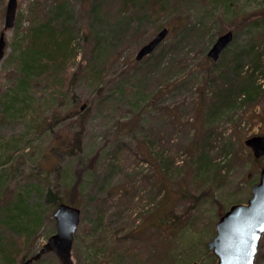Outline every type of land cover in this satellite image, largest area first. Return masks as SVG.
Wrapping results in <instances>:
<instances>
[{
  "label": "rangeland",
  "instance_id": "1",
  "mask_svg": "<svg viewBox=\"0 0 264 264\" xmlns=\"http://www.w3.org/2000/svg\"><path fill=\"white\" fill-rule=\"evenodd\" d=\"M7 1L0 0V33ZM104 1V17L117 18L120 0ZM184 1L180 14L188 29L168 34L153 56L138 60L139 48L178 13H163L159 28L155 20L139 28L132 23L121 43L96 61L99 74H94L88 65L94 60L89 1L70 0L78 27L85 30L73 65L80 69L74 83L80 100L76 115L58 119L53 134L29 124H48L53 113L65 115L72 109V97L60 94L58 86L45 89L39 83L33 89L34 106L15 115L4 109L15 97L17 69L16 27L6 31L0 64V163L6 162L10 171L0 179V204L22 191L31 199L50 187L66 193L76 172L83 171V183L74 191L82 210L72 248L74 264H214L217 257L208 242L217 221L231 204L247 201L259 180L264 156L255 157L245 139L264 135V78L260 92L246 104L217 114L209 111L219 102L220 75L233 59L229 53L255 45L264 57V0H232L229 10L222 1ZM40 4L47 6L46 1ZM29 9L26 0H19L24 20ZM201 19L210 21L204 31ZM227 30H233L234 39L223 57L214 61L208 56L209 62L210 47ZM81 111L87 115L83 151L52 152L58 135L77 129ZM52 209L47 204L41 226L14 264H21L25 253L34 255L56 232ZM0 235L3 242L9 238L2 225ZM258 251L255 264H264V235ZM31 264L62 262L50 251Z\"/></svg>",
  "mask_w": 264,
  "mask_h": 264
},
{
  "label": "trees",
  "instance_id": "2",
  "mask_svg": "<svg viewBox=\"0 0 264 264\" xmlns=\"http://www.w3.org/2000/svg\"><path fill=\"white\" fill-rule=\"evenodd\" d=\"M26 1L30 5L27 20H24V13L20 12L14 26L16 27V33L13 37V54H15L17 69L13 74L16 81L15 93L11 96L15 97L11 98L9 102L7 101V104L5 103L4 109L5 111L11 110L12 114L15 115L19 110L23 111V109L34 106L37 92L33 89L39 83L44 84L45 89L49 86L53 89L58 86L60 94L65 92V94H70L72 97L74 102L72 109L65 115L62 111L59 112V115L53 113V117H51L48 124L43 122L37 125L38 121L29 124L30 127L38 126L39 132L50 131L53 134L55 122L62 118H73L79 107L80 98L74 88V83H76L80 69L74 70L73 65L79 58V39L82 33H85V30L78 27L70 0ZM42 1H46L47 4L44 9L40 4ZM88 1V28L91 35H94L93 49L90 51L94 60L91 61V64L89 62L88 65L89 67L93 65L91 72L94 71V74H99L94 69V66L98 64L96 61L100 60L106 52L113 51V46L117 43H121V39L128 35L129 25L132 23L139 28L145 22L155 20V25H158L159 28L161 27L160 19L163 13L176 10L178 16L165 24L170 29L169 35L177 29H188V23L180 14L182 7L185 5L184 0H120L121 7L117 13V18H113L114 20H107L104 17L106 12L104 0ZM218 1L224 2L228 10L233 7L232 0H212V3L218 4ZM131 12L134 14L130 15ZM212 12L215 11L212 10ZM201 20L202 23L199 28L204 31L209 26L210 21ZM186 43L192 42L188 41ZM228 46L222 51L221 57L226 53ZM157 48L149 55L153 56ZM204 48L207 51L208 44L204 45ZM182 49H185V46ZM229 54H232L233 59L232 62L230 61L231 64H225L220 75L222 87L219 88V102L210 108L209 112L212 114L220 113L222 109L225 111L240 107L246 104L247 101L254 99L257 92L261 90L260 81L264 78V71H262L264 57L255 45H250L246 50L236 48ZM229 54L225 55L228 56ZM206 58L209 62L211 61L208 54ZM261 72L263 73L261 74ZM83 107L84 105L81 106V108ZM90 107L91 104L87 110ZM86 118V112L81 111L77 118V129L68 136L64 135L63 137L62 134L59 137L58 135L55 140L58 142L51 143V151H67L70 154L82 152ZM5 163H0V179L6 177L10 171ZM82 183L83 171H80L76 172L75 179L66 193H61L50 187L43 192L38 190V197L31 199L29 197L30 193L22 191L8 202L1 203L0 225L8 230L9 238L3 242V236L0 235V242L2 243L0 246V264L16 263L19 254L25 250L24 246L32 239L37 228L41 226L47 204L52 206L53 209L61 202L77 206L74 191L77 194ZM169 219L170 222L175 221V217ZM31 254H23L22 261Z\"/></svg>",
  "mask_w": 264,
  "mask_h": 264
},
{
  "label": "water",
  "instance_id": "3",
  "mask_svg": "<svg viewBox=\"0 0 264 264\" xmlns=\"http://www.w3.org/2000/svg\"><path fill=\"white\" fill-rule=\"evenodd\" d=\"M19 0H8L5 25L0 33V64L6 52V31L15 26ZM170 29L162 28L153 38L143 44L137 54L138 60L151 54L167 37ZM233 30L220 34L208 51V56L218 60L222 51L232 42ZM255 157L264 156V135L255 134L245 139ZM82 210L80 207L61 202L54 210L56 232L50 235L43 246L21 264H31L42 255L54 251L62 264H74L72 248L75 233L79 228ZM264 234V167L259 180L252 186V195L246 202H235L220 216L216 223V234L208 242L217 260L214 264H247L256 262L260 240ZM253 246H255L253 248ZM186 264H198L197 261Z\"/></svg>",
  "mask_w": 264,
  "mask_h": 264
},
{
  "label": "bare ground",
  "instance_id": "4",
  "mask_svg": "<svg viewBox=\"0 0 264 264\" xmlns=\"http://www.w3.org/2000/svg\"><path fill=\"white\" fill-rule=\"evenodd\" d=\"M17 15H18V12H17ZM5 21H6V20H5ZM16 21H17V16H16ZM15 24H16V22H15ZM164 27H167V26H164ZM164 27H162V28H164ZM162 28H161V29H162ZM161 29H160V30H161ZM160 30H159V31H160ZM159 31H158V32H159ZM158 32H157V33H158ZM157 33H156V34H157ZM156 34H155V35H156ZM155 35H154V36H155ZM154 36H153V37H154ZM153 37H152V38H153ZM148 41H149V40H148ZM145 43H146V42H145ZM145 43H144V44H145ZM157 47H158V46H157Z\"/></svg>",
  "mask_w": 264,
  "mask_h": 264
},
{
  "label": "snow or ice",
  "instance_id": "5",
  "mask_svg": "<svg viewBox=\"0 0 264 264\" xmlns=\"http://www.w3.org/2000/svg\"><path fill=\"white\" fill-rule=\"evenodd\" d=\"M255 246H253V248H254ZM247 264H252V262H251V260H249L248 262H247Z\"/></svg>",
  "mask_w": 264,
  "mask_h": 264
}]
</instances>
